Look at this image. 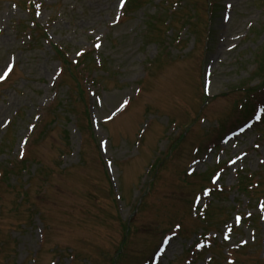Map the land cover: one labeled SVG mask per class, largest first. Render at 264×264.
Returning <instances> with one entry per match:
<instances>
[{"label":"rangeland","instance_id":"rangeland-1","mask_svg":"<svg viewBox=\"0 0 264 264\" xmlns=\"http://www.w3.org/2000/svg\"><path fill=\"white\" fill-rule=\"evenodd\" d=\"M33 1L32 14L30 0H0V74L15 65L0 81V264H264V221L251 217L264 208V125L218 153H194L208 130L245 121L243 110L264 100L258 89L245 102L246 86L261 80L254 68L264 58V0H225L233 7L224 18L217 9L210 37L207 0H140L116 27L121 0ZM99 35L115 73L106 76L89 54L91 64L62 76L54 45L74 55ZM86 68L105 87L90 110L78 88ZM217 154L235 159L215 173L225 189L205 212L202 200L192 203ZM255 180L260 187L249 190ZM237 212L245 220L229 242ZM208 232L219 233L203 251Z\"/></svg>","mask_w":264,"mask_h":264},{"label":"snow or ice","instance_id":"snow-or-ice-1","mask_svg":"<svg viewBox=\"0 0 264 264\" xmlns=\"http://www.w3.org/2000/svg\"><path fill=\"white\" fill-rule=\"evenodd\" d=\"M120 7H123V3H121L120 4ZM97 47H99V45H97ZM11 71H12V67L11 66H7V70L6 71H4L2 74H0V79H5V78H7V76L11 73ZM127 104V101H124L118 108H117V111H119L120 110V108H122L124 105H126ZM111 117H109V119H110ZM258 119H259V117H257ZM24 143L26 144L27 143V141H24ZM240 221V217H236L235 218V222H239ZM178 227H179V225H178Z\"/></svg>","mask_w":264,"mask_h":264}]
</instances>
